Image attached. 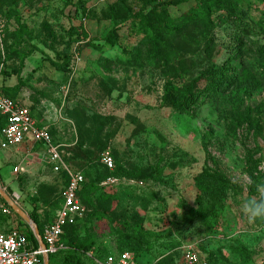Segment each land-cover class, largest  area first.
Masks as SVG:
<instances>
[{"label": "rangeland", "instance_id": "rangeland-1", "mask_svg": "<svg viewBox=\"0 0 264 264\" xmlns=\"http://www.w3.org/2000/svg\"><path fill=\"white\" fill-rule=\"evenodd\" d=\"M219 1L204 24L184 19L203 0H0L2 93L63 144V159L82 171L85 189L105 172V151L114 161L116 181L85 190L84 217L65 238L93 239L77 255L81 264L123 252L136 264H185L188 247L208 264H264V221L249 223L241 211L243 202L264 198V66L251 46L264 45V0ZM119 6L135 16L112 19ZM147 14L150 22L141 18ZM166 17L173 23L154 45V26ZM242 29L251 41L239 45ZM164 63L181 76L164 75ZM212 67L228 76L246 69L258 86L200 93L184 111L174 110L164 98L167 78L189 83ZM196 83L202 90L206 81ZM15 149L0 148V187L42 228L55 217L65 178L52 172L39 146ZM151 165L161 168L158 181L122 174ZM204 170L224 176L231 191L220 204L205 203L201 217L195 177ZM135 224L151 233L148 244L135 243ZM26 225L0 215L1 230Z\"/></svg>", "mask_w": 264, "mask_h": 264}, {"label": "trees", "instance_id": "trees-1", "mask_svg": "<svg viewBox=\"0 0 264 264\" xmlns=\"http://www.w3.org/2000/svg\"><path fill=\"white\" fill-rule=\"evenodd\" d=\"M204 5H196V7L193 10H189L184 17V19H193L199 22H202L204 24H209L210 23V14H209V9L211 5H215L217 3H220L219 0H203ZM121 14V18L123 20H126L128 18H131L132 15L131 12L127 11L123 6H119L118 9L112 10L111 15L112 19L117 20V16ZM152 14H147L142 16V20L145 22H150V17ZM166 23L163 27L160 28V23H158L156 26H154V29L157 30V35L152 38V43L154 45H160L162 41L161 39V32L167 30V26L171 23H173V19H168L166 17ZM175 22V21H174ZM159 28V29H157ZM240 34L242 37L239 35L236 38V44L238 43L241 45L243 41H251V39L248 37V31L246 29L240 30ZM206 42V47H209V42ZM254 44V45H252ZM251 46L255 49L257 52L259 59H260V64L264 66V45H258L255 43H251ZM2 55V54H0ZM5 59V54L3 53V56L0 59L2 60L0 63V72L4 68V59ZM165 65L162 68V72L164 75L167 77H170V79H175L179 78L181 76L180 72L175 69V67H172L168 63H164ZM225 70V69H224ZM223 68L221 67H212L208 70H206L204 73L201 74L200 78H203L206 83L204 85V89H198L197 88V81L200 80L199 77L195 78L194 80L190 81L189 83H173L172 80L167 78V82L164 87V98L168 101V103L171 104L172 108L177 111H184L188 106H190L196 98L199 96L200 93L206 94V95H215L219 96L222 93H225L226 90H228L230 87L235 86L236 87H242L246 86L247 84H252L253 88H257L258 83L254 81V77H252L251 81H249V78L247 75L249 72L246 69H242L240 74L236 76H228L227 75V70L224 71ZM258 77L261 74H257ZM261 80H263V76H260ZM264 81V80H263ZM4 89H1L0 87V93H2ZM4 96H7L5 93L3 94ZM9 97V96H7ZM11 98V97H10ZM13 99V98H12ZM3 126V122L0 123V129ZM67 162V160H66ZM102 165V164H101ZM105 172L101 175H97L99 180L97 181H91L88 187L85 189L86 186V179L84 176V182L82 183L80 191L77 193L78 198L81 200V196L84 197L85 190L86 191H94L97 188L98 183L100 180H106L108 177H113L117 179L116 173L114 172V169L112 171H109L104 165H102ZM51 167V166H50ZM115 168V166H114ZM51 170L55 174L62 175L65 178V184L64 188L68 183V176L65 172L59 171V172H54L52 167ZM161 168L158 165H151L148 167L140 168V169H135L131 172L128 171H123L122 174H125L126 177L135 179V180H151V181H158L159 178L161 177ZM195 187L197 190V196H196V203L198 205L197 213L203 217V213L200 211L206 205L212 207L216 204L222 203L228 193L231 191V186L229 185V182L227 179L216 173V172H209L207 170L202 171L195 177ZM63 188V189H64ZM88 189V190H87ZM87 199V197H84ZM61 201V200H60ZM4 205L7 206V204L4 202ZM60 203L58 204L57 209L59 208ZM8 207V206H7ZM11 215L13 214L14 216L16 215L11 209H10ZM84 217V216H83ZM78 219L74 224L67 225L63 229V234L60 237V242L63 244L65 247L64 249H60L56 251L53 254L48 255V259H50L52 256L56 255L57 253L63 252L65 253L62 261L59 264H81V260L77 255L80 254H86L94 245V241L92 238H87V239H82V240H75L71 241L70 243H66L65 238L71 231L73 227L77 225L82 219ZM33 222L37 225L38 230L40 235L42 236V231L45 225L40 228V224L37 220L36 216L32 217ZM19 232H21L29 241H31L35 247H37V241L33 235V232L31 231L30 227L28 225L25 226V229H20V228H15ZM132 230L135 232V236L133 239L135 240V243L141 244L145 243L148 244V238L151 235L150 232H144L142 233V227L138 224L133 225ZM108 255H106L103 258V261ZM89 258L94 259L98 258L97 255H93L92 257L88 256ZM207 261V260H206ZM208 264V261H207Z\"/></svg>", "mask_w": 264, "mask_h": 264}, {"label": "built area", "instance_id": "built-area-1", "mask_svg": "<svg viewBox=\"0 0 264 264\" xmlns=\"http://www.w3.org/2000/svg\"><path fill=\"white\" fill-rule=\"evenodd\" d=\"M3 23L0 21V51L2 48ZM0 148L18 147L24 141L44 147V156L54 172L63 171L68 176V183L62 191L60 206L54 219L44 226L42 241L44 250L29 241L21 232L12 228L0 229V264H43L44 256L55 253L65 247L60 242L63 229L67 225L74 224L84 216V208L77 193L80 191L84 176L80 171L71 169L63 159L62 145L54 144L47 127L37 126L27 109L18 104L14 99L0 93ZM100 162L109 171L114 169V161L105 151L101 155ZM116 179L108 177L106 183H113ZM0 215L11 216L10 208L0 205ZM35 237V236H34ZM36 239V238H35ZM37 241V240H36ZM185 264H207L204 257L191 247L184 251ZM98 264H136L129 252L119 255H108L103 262Z\"/></svg>", "mask_w": 264, "mask_h": 264}, {"label": "water", "instance_id": "water-1", "mask_svg": "<svg viewBox=\"0 0 264 264\" xmlns=\"http://www.w3.org/2000/svg\"><path fill=\"white\" fill-rule=\"evenodd\" d=\"M0 196L5 201L7 206L30 227V229L33 232V235L35 236L39 246L42 248V250H44V244L42 241V237L39 234L38 229H37L35 223L33 222V220L14 203V201L2 190L1 187H0ZM43 264H48V257L47 256H44Z\"/></svg>", "mask_w": 264, "mask_h": 264}, {"label": "clouds", "instance_id": "clouds-1", "mask_svg": "<svg viewBox=\"0 0 264 264\" xmlns=\"http://www.w3.org/2000/svg\"><path fill=\"white\" fill-rule=\"evenodd\" d=\"M241 211L246 216L249 223L264 221V198L249 199L242 203Z\"/></svg>", "mask_w": 264, "mask_h": 264}, {"label": "crops", "instance_id": "crops-1", "mask_svg": "<svg viewBox=\"0 0 264 264\" xmlns=\"http://www.w3.org/2000/svg\"><path fill=\"white\" fill-rule=\"evenodd\" d=\"M14 99V98H13ZM16 102H18V104L19 105H21L22 107H24L25 109H27L22 103H20V101L18 100V99H14ZM28 110V109H27ZM29 112V111H28ZM30 113V112H29ZM30 115H31V117L33 118V120L35 121V123L37 124V126H42V127H47V126H44V125H39L37 122H36V120H35V118L32 116V114L30 113ZM48 128V127H47ZM48 130H49V128H48ZM49 132H50V130H49ZM50 134H51V132H50ZM51 137H52V140H53V142H54V144H58V145H62V147H61V149H62V151H63V154H64V149H63V144L62 143H59V142H57V141H55V139L53 138V136H52V134H51ZM31 145H37V146H39L40 148H41V150L43 151V154H44V147L42 146V145H38V144H33V143H31L30 141H24L21 145H19L18 147H16V149H15V151H19V149L20 148H23V147H29V146H31ZM49 165V164H48ZM71 169H75V171H80L81 173H82V171L81 170H78V169H76V168H74L73 166H71V165H69V164H67ZM50 166V165H49ZM3 230V229H2ZM4 231H6V230H4Z\"/></svg>", "mask_w": 264, "mask_h": 264}]
</instances>
